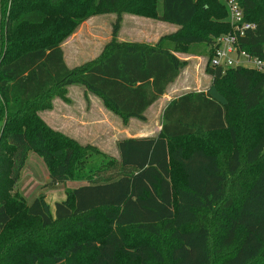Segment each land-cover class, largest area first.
<instances>
[{
	"label": "trees",
	"instance_id": "1",
	"mask_svg": "<svg viewBox=\"0 0 264 264\" xmlns=\"http://www.w3.org/2000/svg\"><path fill=\"white\" fill-rule=\"evenodd\" d=\"M160 1V4H159ZM256 24L239 48L264 56V0H236ZM160 7V9H159ZM0 264H264V73L214 67L232 33L221 0H2ZM116 13L103 51L70 67L63 42L90 15ZM178 26L154 44L118 41L121 14ZM205 43L207 89L165 106L155 136L118 141L119 157L39 114L81 85L126 121L180 75L183 45ZM31 152L50 185L85 180L55 203L16 190Z\"/></svg>",
	"mask_w": 264,
	"mask_h": 264
},
{
	"label": "rangeland",
	"instance_id": "2",
	"mask_svg": "<svg viewBox=\"0 0 264 264\" xmlns=\"http://www.w3.org/2000/svg\"><path fill=\"white\" fill-rule=\"evenodd\" d=\"M221 1L224 2V0ZM116 16L114 12L90 15L63 42L64 50L68 52L70 61H74V66L81 65L100 55L108 41L112 38V26L116 20ZM177 30L178 26L175 24L153 17L141 16L133 12H123L121 14L117 40L154 44L158 41L154 40L156 37L158 39ZM148 39L154 40L155 42L146 41ZM205 46V43H197L193 46L183 45L177 51V54L186 60V64L183 66L178 79L172 84L173 86L168 89L167 95L169 98H173L189 90H205L212 84V76L206 71L208 57L202 53L206 50ZM75 54L77 58L73 59ZM78 91L79 89L74 92L78 93ZM80 99H82L80 103L83 106L84 117L82 140L91 141L90 139H93V136H95V139L96 135L99 134L100 137L95 139L98 143L96 146L101 151L113 157H117L118 140L127 136L130 130H134L135 128L141 132H150L151 129L154 130L155 124H161V106L167 100L160 99L152 107L146 120L141 122L142 120L140 121V119L136 118L133 120L130 118L126 121L119 114H116L105 106L102 99L94 93L87 92ZM80 99L78 98V101ZM90 105L94 106L92 107L93 109L90 108ZM131 121L133 123L130 127ZM88 134H93V136H88ZM49 182V172L44 161L37 153L31 152L16 186V190L22 193L29 201L36 196L44 195L54 212L55 203L64 200L69 189L84 184L86 181L74 179L58 185H50Z\"/></svg>",
	"mask_w": 264,
	"mask_h": 264
},
{
	"label": "crops",
	"instance_id": "3",
	"mask_svg": "<svg viewBox=\"0 0 264 264\" xmlns=\"http://www.w3.org/2000/svg\"><path fill=\"white\" fill-rule=\"evenodd\" d=\"M159 39V38H158ZM157 37L156 39H154L155 41L158 40ZM154 40L148 39L146 41L148 42H153ZM124 41V40H123ZM125 41H129V40H125ZM154 41V42H155ZM62 49L64 51V56H65V60L66 63L70 66L73 67L75 65L74 61H70V57L67 54L68 52H66L64 50V46L62 45ZM77 55L75 54L73 59H76ZM73 62V63H72ZM178 79V78H177ZM176 79V80H177ZM174 83V82H173ZM173 83H171L168 88L170 89V87H172ZM79 89L78 93L74 92L75 90ZM167 91L166 93L161 96L153 105H151L148 110L146 111V117H148L150 110L152 109V107L157 104L160 99H167L165 101V103L163 104V106H161V114H163V110L165 108V106L167 105V103L172 100L173 98H169V96L167 95ZM88 91L81 85L77 86V85H71L68 87V93H67V98L68 99H63L61 97H57L53 100V107L51 109H44L42 111L39 112V114L41 115V117L44 119V121L51 126L53 129L55 130H59L61 132H63L64 134L78 140L79 142H81L82 144H98L95 139L97 137H100V135H96V138L94 139L95 136L89 135L88 136H93V139H90L91 141H84L82 140V129H83V125H84V117H83V106H81V101L83 98V96L87 93ZM91 93V92H88ZM180 95V94H179ZM178 96V95H177ZM96 97V96H95ZM167 97V98H166ZM78 98L80 99V101H78ZM92 107H94L93 105H90V108L93 109ZM97 113V112H94ZM135 118H132V120ZM137 119V118H136ZM141 121V120H140ZM144 122V121H141ZM130 127L132 125V121L130 122ZM161 126H162V122L160 125L155 124L154 125V130L151 129L150 132H141L138 131L134 128V130H130L127 133L126 137H144V136H155L158 134V132L161 130ZM152 127V126H151ZM153 130V131H152ZM83 141V142H82ZM119 141V140H118ZM96 142V143H95ZM116 156H119V150L117 147V152H116Z\"/></svg>",
	"mask_w": 264,
	"mask_h": 264
},
{
	"label": "built area",
	"instance_id": "4",
	"mask_svg": "<svg viewBox=\"0 0 264 264\" xmlns=\"http://www.w3.org/2000/svg\"><path fill=\"white\" fill-rule=\"evenodd\" d=\"M224 3L228 8V20L234 31L217 38L210 64L223 68L242 66L264 73V56L252 55L238 45L239 37L248 29L255 28L256 24L245 20L244 12L236 0H224Z\"/></svg>",
	"mask_w": 264,
	"mask_h": 264
},
{
	"label": "water",
	"instance_id": "5",
	"mask_svg": "<svg viewBox=\"0 0 264 264\" xmlns=\"http://www.w3.org/2000/svg\"><path fill=\"white\" fill-rule=\"evenodd\" d=\"M2 22H3V8H2V0H0V37L2 35Z\"/></svg>",
	"mask_w": 264,
	"mask_h": 264
}]
</instances>
